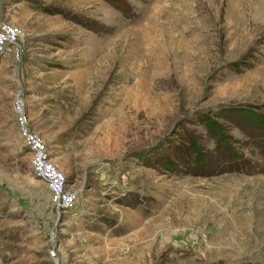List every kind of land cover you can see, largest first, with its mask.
<instances>
[{"label":"rangeland","instance_id":"rangeland-1","mask_svg":"<svg viewBox=\"0 0 264 264\" xmlns=\"http://www.w3.org/2000/svg\"><path fill=\"white\" fill-rule=\"evenodd\" d=\"M5 21L0 264H264V0H0Z\"/></svg>","mask_w":264,"mask_h":264},{"label":"built area","instance_id":"built-area-1","mask_svg":"<svg viewBox=\"0 0 264 264\" xmlns=\"http://www.w3.org/2000/svg\"><path fill=\"white\" fill-rule=\"evenodd\" d=\"M24 34V28L11 21L2 22L0 25V56L8 48L16 44ZM14 111L19 132L26 146L32 152L31 168L39 177L43 178L50 189L53 202L69 205L73 201L72 193L67 189L68 175L64 169L57 166L50 156L48 145L42 136L35 131L29 122L26 110V98L23 93H18L14 99Z\"/></svg>","mask_w":264,"mask_h":264}]
</instances>
